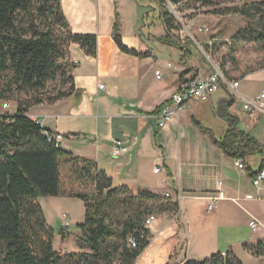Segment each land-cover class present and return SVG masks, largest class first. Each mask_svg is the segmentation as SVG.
<instances>
[{"label":"crops","instance_id":"0c3cea01","mask_svg":"<svg viewBox=\"0 0 264 264\" xmlns=\"http://www.w3.org/2000/svg\"><path fill=\"white\" fill-rule=\"evenodd\" d=\"M59 2L72 34L96 37V55L88 56L79 45L71 44L68 59L74 65L73 95L51 105L33 107L27 116L38 120L44 130L60 135L62 151L93 163L115 187L125 186L134 194L189 196L178 216L171 214L170 221L160 217V229L153 230V222L148 228L150 239L168 232L171 242L162 249L167 254L166 264L188 261V249L200 257L231 253L241 264H264V255L255 257L243 248L245 244H264V185L260 191L252 186V177L259 172L262 160L258 158L260 164L255 171L250 169L248 159L242 170L236 168V160L225 156L196 125L220 139L226 123L217 111L227 96L218 92L209 103L191 101L161 128L154 117L182 85L196 76L210 75L211 64L193 56L186 39L179 38L181 44L172 46L173 36L165 33L162 23L160 33L146 27L145 12L136 0ZM115 25L123 46L139 56L120 51L113 39ZM177 47L186 54H177ZM174 55L179 58L176 63L169 61ZM156 72L161 74L159 79ZM252 81L259 84V91L264 90V69L232 80L239 83L237 91L244 98L250 96L242 90V83ZM34 108L39 110L30 113ZM228 112L237 118L242 132L264 145V112L255 110L250 118L242 102L234 100ZM116 140L124 142L128 153L113 159L110 149ZM218 192L223 197L214 201V210L208 212ZM50 199L38 203L52 228L55 218L51 210L68 208L65 206L72 199ZM42 204L48 206L49 213ZM251 220L260 224L256 232L248 227ZM64 235L67 238V232Z\"/></svg>","mask_w":264,"mask_h":264},{"label":"trees","instance_id":"16d2710c","mask_svg":"<svg viewBox=\"0 0 264 264\" xmlns=\"http://www.w3.org/2000/svg\"><path fill=\"white\" fill-rule=\"evenodd\" d=\"M167 1L177 8L193 1L211 15H238L250 21L249 28L238 32L230 42L218 43L224 45L227 54L251 38L264 49V0H243L240 6L229 8H219L218 0ZM159 19L167 34L173 31L174 20L166 9H160ZM113 39L121 52L139 56L123 46L117 25ZM71 44L79 45L88 56L96 55V37L72 34L59 0H0V74L9 75L0 101L10 94L16 104L14 114H0V264H136L149 246L144 222L151 211L160 215L177 211V205L165 197L149 192L134 194L125 186H113L111 178L93 163L47 142L44 133L50 132L27 116L33 107L73 95L74 65L68 59ZM56 81L64 86L47 96V86ZM221 89L228 93L224 86ZM14 95L28 99H14ZM232 103V96L227 97L218 108L219 118L226 123L220 139L196 125L225 156L243 162L261 158L260 172L264 168V145L238 128L237 118L228 112ZM59 197L83 203L84 220L77 225L81 232L77 253L61 254L52 248L53 230L38 199ZM60 235L64 241V232ZM129 238L135 240V248L128 244ZM243 248L255 257L264 255L262 243L245 244ZM183 264L241 263L231 253L225 257L217 253Z\"/></svg>","mask_w":264,"mask_h":264},{"label":"rangeland","instance_id":"374dc122","mask_svg":"<svg viewBox=\"0 0 264 264\" xmlns=\"http://www.w3.org/2000/svg\"><path fill=\"white\" fill-rule=\"evenodd\" d=\"M242 1L243 0H218L220 5L219 8L240 6ZM136 2L145 12L144 14H147L144 24L150 29L155 28L156 33H160L162 28L159 19L160 9H166V11L172 15L174 20L172 24L173 31L169 33L173 36L171 41L173 44H175L174 46H176L178 43L181 44V38V40L186 39V41L189 42L188 48L190 53L200 62H202L203 59L204 62L210 63L213 66H217L219 71H221L223 76L228 81L232 82V80H236L246 73L256 72L264 69V49L255 41V39L251 38L246 42L237 44V46L235 45L236 47L234 51L229 54H227L228 51H226L224 45H219L220 43L230 42V40H232V38L238 32L249 28L251 22L247 19L238 15H211L204 9H198V5L194 4L193 1L188 3L185 2L181 8L174 9H172V4H167L165 0L163 4H161L159 0H136ZM204 29H206V32H203ZM144 32L148 33L147 31ZM165 33L167 34L166 30ZM208 42L213 43H211L209 46L207 44ZM176 50L177 54L184 55L185 53L179 47H177ZM161 57L162 56H158V58ZM176 57L177 58H175L174 55V58L172 57V59L170 58V60H168L176 63L179 59L177 55ZM8 78L9 75L0 74V95L3 94L4 90H7V82L9 80ZM62 86L64 85H62L60 81L49 84L46 90L47 96H53L55 92ZM68 88L69 84L65 83V89ZM259 88L260 86L256 81L242 83V90L252 98H255L259 94ZM219 94L226 95L227 97L231 96L229 93H226L223 90L219 91ZM10 98H12L10 94L3 95V99L0 101V114L8 112L10 115H12L15 113L16 104ZM14 99L27 100L28 96L14 95ZM232 99L234 100V103H238L239 101L233 97ZM5 104L9 105L8 110L3 108ZM38 110L39 108H34L30 113ZM258 160V158L248 159L247 162L252 171H255L259 168L260 163ZM45 199L46 198H39L38 200L39 202H43L42 200ZM47 199L49 200V198ZM50 200L58 199L52 198ZM42 205L44 207V211L48 212V206L44 204ZM65 207L68 208H53L54 212L53 210L51 211L53 213V217L55 218V226L52 227V248L55 252H64L66 254L78 251L76 242L80 238L81 232L79 229H77V224L83 223L84 207L83 203L77 199H72ZM62 214H66L68 216L67 219L70 224L69 227H65V222L61 218ZM151 214L154 215L156 219L152 225V229L155 231L160 229L163 224V220H157L158 218L166 217V219L170 221L172 219L171 217L173 216L171 214L160 215L156 211H151ZM61 232H67V238H65L64 241H62V237L60 235ZM167 235L168 232L165 231L161 235H157L158 237L149 239V246L145 248L138 257L136 264H166L165 257L167 254H163L162 249L167 247L171 242L168 240ZM182 256H184V254H182ZM209 257L210 256H197V254L195 255L190 253L188 249V260L202 261ZM170 262V264H175L174 261Z\"/></svg>","mask_w":264,"mask_h":264},{"label":"built area","instance_id":"2783aa9c","mask_svg":"<svg viewBox=\"0 0 264 264\" xmlns=\"http://www.w3.org/2000/svg\"><path fill=\"white\" fill-rule=\"evenodd\" d=\"M165 1L167 4H169L167 0ZM174 8H177V6H172V9ZM203 32H206V29H204ZM211 43L213 42H208L207 44L210 46ZM211 66H212V73L210 75L196 76L194 79L182 85L177 92L171 95L169 101L162 106L159 112L154 115L157 124L160 128L163 127L168 120L176 116L177 110L185 107L189 102L197 101L200 103H209L211 98L220 90H222L221 86H224L228 91H230V95L233 98L242 102L243 110L248 114L250 118L254 117L255 110H260L264 112V90L260 91L256 99L244 98L237 91L239 86L238 82L228 81L223 76L221 71H219L217 66H213V65ZM160 76H161L160 72L155 73L156 78L159 79ZM99 89L103 90L104 87L99 86ZM3 108L5 110H8L9 105L5 104ZM34 121H36V123L43 128L42 124L38 120H34ZM44 135L47 139V142L52 143L56 148L61 149L60 145L62 142V137L60 135L53 133H49V134L44 133ZM127 153H128V148L125 146L123 141L116 140L113 142L110 149V155L113 159L119 158ZM235 167L242 170L244 168L243 161L236 160ZM155 172H159V170L156 169ZM263 185H264V168L262 169V171L258 172L252 177V186L255 190L260 191ZM222 197L223 194L221 192H218L217 196L215 198H212V202L208 205L207 211L212 212L215 208L214 201L221 199ZM165 198L171 199L172 203L177 205V211L175 212V215H177L180 212L181 204L187 199H189V196L183 193H179L176 194L174 198H170V195L166 194ZM246 199L250 200L252 199V196H246ZM62 219L65 222V227H68L69 222L67 216L63 215ZM154 221H155L154 215L148 216L144 222L145 228L148 229L151 223ZM248 227L253 232H256L259 229L260 224H258L255 220H251L248 224ZM128 244L131 246V248L136 247V243L133 238H129ZM225 255L226 253H221L222 257H225Z\"/></svg>","mask_w":264,"mask_h":264},{"label":"bare ground","instance_id":"6f19581e","mask_svg":"<svg viewBox=\"0 0 264 264\" xmlns=\"http://www.w3.org/2000/svg\"><path fill=\"white\" fill-rule=\"evenodd\" d=\"M44 129V128H43Z\"/></svg>","mask_w":264,"mask_h":264}]
</instances>
